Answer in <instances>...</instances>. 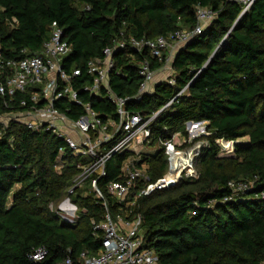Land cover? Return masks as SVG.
<instances>
[{"label":"trees","instance_id":"trees-1","mask_svg":"<svg viewBox=\"0 0 264 264\" xmlns=\"http://www.w3.org/2000/svg\"><path fill=\"white\" fill-rule=\"evenodd\" d=\"M197 7L215 18L175 52L173 84L157 82L152 93L138 96L139 66L147 61L158 71L163 64L147 50L114 52L109 87L126 99L130 114L146 119L172 101L148 124L145 144L159 150L140 155L138 164H146L150 182L168 169L166 146L183 151L206 142L195 158L197 178L141 196L133 212L142 217L144 246L159 264H264V0L240 17L241 6L225 0H0V52L5 60L38 54L55 25L69 47L62 68L80 71L72 83L79 100L102 122L117 121L105 92H83L92 81L87 62L120 35L153 40L192 30ZM24 98L5 97L0 116L22 111ZM54 106L71 120L84 114L64 100ZM59 149L62 166L56 170ZM130 155L111 157L96 183L112 215L121 205L105 187L120 180L121 162ZM85 162L51 130L32 131L12 120L0 124V264H62L66 257L79 264L82 253L98 252L102 232L90 221L103 220V201L76 191L70 200L80 212L73 223L52 210ZM231 182L248 188L233 193ZM39 247L47 255L36 263L30 256Z\"/></svg>","mask_w":264,"mask_h":264},{"label":"built area","instance_id":"built-area-1","mask_svg":"<svg viewBox=\"0 0 264 264\" xmlns=\"http://www.w3.org/2000/svg\"><path fill=\"white\" fill-rule=\"evenodd\" d=\"M225 1L241 6L240 17L249 10L255 0ZM214 18L215 13L212 10L197 7L195 9L196 24L192 30H179L166 37H157L153 40L124 39L120 35L110 47L102 50L100 58L87 62L86 72L92 77V81L83 88V92L91 95H100L102 91L105 92L104 96L114 105L117 121L102 122L88 103H82L79 100L72 83L73 79L80 75V71L73 70L67 73L62 68V61L69 52V47L63 41L62 30L55 25L51 26L49 39L43 44L38 54L20 60H5L0 52V101L2 100V105L7 106L4 101L5 97L11 99L15 94L25 96L19 102V106L23 108L22 111L0 117H6L8 122L12 120L23 124L32 131L41 128L51 130L56 137L64 141L74 157L86 160L78 166L79 173L67 188L66 197L59 202V208L76 219L78 217L75 216L77 208L71 202L70 197L76 191L84 189L87 184L88 187L83 190V194H92L103 201L105 210L103 220L97 224L93 220L90 221L95 232H102L100 248L92 256L82 253L79 264H159L154 252L144 246L141 229L142 217L134 213L132 207L141 196L174 185L178 182L179 175L183 171H188V169L182 170L177 177L169 178V175L175 172L171 166L170 171L162 178L150 182L146 174V164H138L139 151L134 152L131 147L145 144L149 136L148 124L162 110L169 107L172 101L146 119L139 114H130L125 109L126 99L116 97L109 87V75L115 68L114 52L131 49L140 53L147 50L151 58L163 64L159 70L166 69L171 64L175 52L193 36L199 35ZM138 75L142 78L138 96L152 93L154 85L161 82V80H155L156 71L151 70L147 61L139 66ZM165 81L173 84L171 77ZM62 100L81 107L84 114L77 120L69 119L54 106L56 102ZM8 122L0 124L5 126ZM167 147L171 148L170 156L173 152H180H175L176 150L170 145L166 146L165 150ZM62 151L63 149H59L56 170L62 166L60 161ZM196 152L192 155V160ZM123 153L131 155L121 162L120 180L110 181L105 187L106 193L114 198L118 205H121L112 215L96 183L105 176L107 161ZM183 162L184 169L187 166L192 167V161L186 165H183ZM138 183L142 185L140 188L137 186ZM228 185L233 193L248 188V185L244 183L231 182ZM46 255L45 248L39 247L32 253L30 259L39 263L45 259ZM62 264L73 263L69 257H66Z\"/></svg>","mask_w":264,"mask_h":264},{"label":"rangeland","instance_id":"rangeland-1","mask_svg":"<svg viewBox=\"0 0 264 264\" xmlns=\"http://www.w3.org/2000/svg\"><path fill=\"white\" fill-rule=\"evenodd\" d=\"M170 64L167 66L166 69H163V70H159L158 72L156 71V77L158 80H161V81H165L168 79V77H171L173 75V72H172V69L170 70ZM158 73H159V76H158ZM6 122H8L7 118L6 117H0V123L2 124H5ZM192 128H195V127H192ZM198 129V128H196ZM206 146V142L205 141H199V142H196L194 145H192L190 148L188 149H191V157L192 155L196 152V154L194 155L193 157V160H192V167L191 168H188V166L184 169L182 167V162L183 161H187L188 157L186 156V153L185 151L188 150V149H185L183 151H180V153H172L171 156L169 154V150H171L170 147H167V149L164 151V155L166 156V160H167V165H168V169L166 171L165 174H167L170 169H171V166H172V169H174V173L169 175V178H174V177H177V175L182 171V170H187L188 171H183L179 176L180 178L177 180L179 181L181 178H197V167H196V163H195V158L196 156L200 153L201 149L203 147ZM140 145L138 147H135V148H139ZM159 150V147L158 146H149L148 144H144L143 145V148L142 150L139 151V154L142 156V155H152L153 153L157 152ZM177 152V151H175ZM88 186V185H87ZM86 187V186H85ZM66 195L63 197L65 198ZM60 202V201H59ZM59 202L55 203L53 206H52V210L53 211H57L58 212V215L59 217L67 222V223H73V221L75 220L73 218V216H71L70 213H66L64 212L63 210H61L59 208ZM74 204V203H73ZM76 206V205H75ZM77 208V206H76ZM80 210H78V208L76 209V212H75V216H78Z\"/></svg>","mask_w":264,"mask_h":264},{"label":"crops","instance_id":"crops-1","mask_svg":"<svg viewBox=\"0 0 264 264\" xmlns=\"http://www.w3.org/2000/svg\"><path fill=\"white\" fill-rule=\"evenodd\" d=\"M158 76H159V73H158ZM155 80L156 81H159L158 79H157V77L155 76ZM139 145H133L131 148H132V150L134 151V152H136V151H140V150H142V148H143V146H140L139 148H135V147H138ZM88 185V184H87ZM86 185V187H84V189H86L88 186ZM84 189H82V191L84 190ZM84 192V191H83ZM82 192V193H83Z\"/></svg>","mask_w":264,"mask_h":264},{"label":"water","instance_id":"water-1","mask_svg":"<svg viewBox=\"0 0 264 264\" xmlns=\"http://www.w3.org/2000/svg\"><path fill=\"white\" fill-rule=\"evenodd\" d=\"M191 152H192L191 149H188V150L185 151L186 156L188 157V159H187V162H185V161L183 162V165H186L187 163H190L192 161ZM170 186H172V185H170Z\"/></svg>","mask_w":264,"mask_h":264}]
</instances>
